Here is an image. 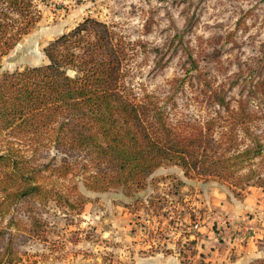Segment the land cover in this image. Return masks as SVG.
Segmentation results:
<instances>
[{
    "label": "rangeland",
    "instance_id": "374dc122",
    "mask_svg": "<svg viewBox=\"0 0 264 264\" xmlns=\"http://www.w3.org/2000/svg\"><path fill=\"white\" fill-rule=\"evenodd\" d=\"M38 22L0 62V72L47 63L45 48L91 17L130 43L134 85L172 100L177 117L214 116L205 91H223L264 113V0H34ZM180 80L182 83L178 84ZM178 85V86H177ZM264 129V115L255 123ZM57 167L63 157L45 152ZM69 162L76 165L74 158ZM79 167L72 172L78 174ZM56 178V176H54ZM71 177V176H70ZM54 188L68 197L21 200L0 253L7 264H252L264 259V187L157 169L142 189L93 191L80 182ZM51 188V185H49ZM236 243V244H234Z\"/></svg>",
    "mask_w": 264,
    "mask_h": 264
},
{
    "label": "trees",
    "instance_id": "16d2710c",
    "mask_svg": "<svg viewBox=\"0 0 264 264\" xmlns=\"http://www.w3.org/2000/svg\"><path fill=\"white\" fill-rule=\"evenodd\" d=\"M39 16L34 0H0V62ZM130 45L89 17L45 48L46 64L0 72V240L21 200L68 198L54 187H76L77 176L93 191H132L157 169L178 166L187 178L264 187L261 107L241 101L234 109L223 91H205L214 116L177 117L170 106L177 87L159 96L133 84ZM53 150L63 156L57 167L40 157ZM9 261L5 247L0 264Z\"/></svg>",
    "mask_w": 264,
    "mask_h": 264
},
{
    "label": "crops",
    "instance_id": "0c3cea01",
    "mask_svg": "<svg viewBox=\"0 0 264 264\" xmlns=\"http://www.w3.org/2000/svg\"><path fill=\"white\" fill-rule=\"evenodd\" d=\"M234 244H236V243H234ZM167 260V258H164V259H160V258H158V257H151V258H145V259H141V260H143V262H145L144 264H168L167 262H166V260Z\"/></svg>",
    "mask_w": 264,
    "mask_h": 264
},
{
    "label": "water",
    "instance_id": "95a60500",
    "mask_svg": "<svg viewBox=\"0 0 264 264\" xmlns=\"http://www.w3.org/2000/svg\"><path fill=\"white\" fill-rule=\"evenodd\" d=\"M1 67H2V66L0 65V69H1Z\"/></svg>",
    "mask_w": 264,
    "mask_h": 264
}]
</instances>
